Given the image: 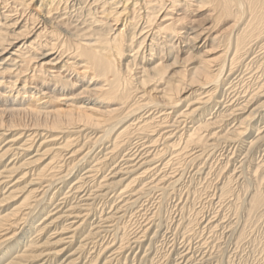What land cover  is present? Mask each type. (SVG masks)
Wrapping results in <instances>:
<instances>
[{
  "label": "bare ground",
  "instance_id": "6f19581e",
  "mask_svg": "<svg viewBox=\"0 0 264 264\" xmlns=\"http://www.w3.org/2000/svg\"><path fill=\"white\" fill-rule=\"evenodd\" d=\"M198 200L264 264V0H0V264H143Z\"/></svg>",
  "mask_w": 264,
  "mask_h": 264
},
{
  "label": "rangeland",
  "instance_id": "374dc122",
  "mask_svg": "<svg viewBox=\"0 0 264 264\" xmlns=\"http://www.w3.org/2000/svg\"><path fill=\"white\" fill-rule=\"evenodd\" d=\"M199 42V41H198ZM202 44H203V42H202ZM201 43L200 44H198V46H201L202 45ZM245 63H247V61L245 62ZM251 70V71H250ZM259 70V71H258ZM238 72L237 73H235L233 76H232V79L233 80H235L236 79V81H238L241 77L243 78H241L240 80H243V84H241V85H239V86H235V88L234 89H230V91L228 90L227 92H226V97H227V99L228 100H226L227 102H228V104H231L230 102H233L235 99H236V97L238 98V97H243V95H244V91H246L247 90V87L246 86H248L249 87V85H250V87L252 88V86H253V84H254V88H256V84L257 83H260V81L262 80L261 78V69L260 68H255L254 66H252L251 68H249V70H247L245 67H239V69L237 70ZM247 71V72H246ZM258 71V72H257ZM242 74V75H241ZM255 74V75H254ZM238 77V78H235V77ZM247 79H246V78ZM260 77V78H259ZM245 78V79H244ZM257 79H258V82H257ZM260 79V80H259ZM236 81H232V83H234V84H236ZM256 81V82H255ZM245 85V86H244ZM237 87V88H236ZM254 88H252V89H254ZM250 90V89H249ZM240 91V93L238 94V92ZM248 93V92H247ZM243 94V95H242ZM233 95V96H232ZM234 95H236V96H234ZM239 95V96H238ZM241 95V96H240ZM232 96V97H231ZM233 98V99H232ZM232 100V101H231ZM141 150V149H140ZM33 153H31L30 155H28V156H26V157H29V156H31ZM34 155V154H33ZM238 153H236V156L234 155L233 156V158L235 157V159L234 160H236V157H237V162H240V160H242L243 159V156L244 155H241L240 157H238ZM25 157V158H26ZM232 159V158H231ZM238 159H240V160H238ZM236 164V163H235ZM239 166V164H237L236 165V167H238ZM201 168V167H200ZM201 173H203V171L201 172ZM152 193H149V195H151ZM114 194H112L110 197H112ZM159 196V193L157 194V192L156 193H153L151 196H150V198H149V196L147 195V196H144V197H141V203H139V206L136 208V207H134L132 210H133V212H130L127 216L128 217H130V215H131V217H132V219L131 218H129L128 220H129V226H128V231H126V234L128 235V234H131V235H128V237H127V239H130L131 238V236H133V234H134V232H137V231H139V226L140 225H144V224H147L148 222H147V220H145L144 218H147V217H150L151 215L150 214H152L153 212H154V210H156V208L154 209V207H157L156 206V204L155 203H157L156 201H158L159 199H156L157 197ZM156 200H155V199ZM159 198H160V196H159ZM153 200V201H152ZM143 201V202H142ZM154 202V203H153ZM169 202V201H168ZM203 202V205L201 204ZM199 201L198 200V202H196L195 204H194V206L192 207V208H194V207H196L197 206V204H200V205H198L196 208H194V209H196L197 211H199V210H201V208L202 207H205L204 209H202L201 211H202V215L204 216L203 217V219L200 221V223H201V226L200 227H196L195 228V230H190V231H192V233H187V229H185V228H178L179 230H175L176 232H178V233H175V231L172 229L173 227L171 226V225H169V227L166 225V223H162V224H164V225H161L162 226V228H163V230H162V228L160 229V235H158L157 236V240H156V243L154 244V248L155 247H157L156 248V250L158 251H154V252H150V251H148L147 253H149V257L147 258V260H145L144 262H146V263H143V264H174V262H175V264H198L199 262H200V264L203 262V264H214L215 262H216V264L218 263V260H217V258L216 257H218V256H220L219 255V253H221L223 250V252L225 253L224 255H223V253H222V255H223V257L225 256V258H224V260H225V262L229 259V258H231V260H232V263L231 264H253L255 261H256V263H257V261H258V259L260 258L259 257V255H261L262 254V252L260 251V247H259V249H258V247H256V248H254L255 246H249L248 248L246 247L245 248V246H248V244L246 245V243L245 244H243V243H241L239 246H238V249H237V247L235 246V242H233V241H229V242H231V244L227 241V236H228V234L226 235V237L225 238H220V239H218V241L216 240V238H214V241H216V242H214L213 241V238H212V234H211V232L209 233V231H211L210 230V228H208V221H210V217L212 216L211 214L213 213V211H219V210H217V209H215V208H217V205H213V206H211V207H208L206 204H204L205 202L204 201ZM144 203V204H143ZM146 203V204H145ZM140 204L141 205H143V208L145 207V209L144 210H142V212H141V209H143V208H141L140 207ZM149 204H150V206H149ZM155 204V205H154ZM196 205V206H195ZM150 207V208H149ZM190 208V207H189ZM199 210H198V209ZM207 208V209H206ZM212 208V209H211ZM139 209V210H138ZM150 209V210H149ZM153 209V210H152ZM209 209V210H208ZM151 210H152V212H151ZM189 210L190 209H187L186 211H185V215H183L184 216V219L185 220H183V225L185 226L187 223L185 222L186 220H187V217H188V215H187V213L189 212ZM208 212H207V211ZM135 211H136V214H135ZM145 211V212H144ZM149 212V216H147V217H145V214H148V212ZM141 212V213H140ZM144 212V213H143ZM187 212V213H186ZM207 213V214H206ZM211 213V214H210ZM133 214H135V216L133 215ZM177 214V213H176ZM176 214H175V216H173V217H176ZM189 214V213H188ZM206 214V215H205ZM224 214V212H223V210H222V212H221V215H223ZM137 215V216H136ZM141 215H143L144 216V218L141 216ZM187 215V216H186ZM134 216V217H133ZM139 216V217H138ZM208 216V217H207ZM210 216V217H209ZM228 216V215H227ZM204 219H207V220H204ZM209 219V220H208ZM214 219H216V218H214ZM213 219V220H214ZM226 219H228V217L226 218ZM225 219V220H226ZM134 220V221H133ZM224 220V221H225ZM230 220H232V218H230ZM142 221H143V223H142ZM144 221H145V223H144ZM206 221V222H205ZM216 221V220H215ZM234 221V220H233ZM134 222V223H133ZM140 222V223H139ZM147 222V223H146ZM133 223V224H132ZM155 223V221L153 222V226L155 225L154 224ZM204 223H207V224H204ZM138 224H140V225H138ZM204 224V225H203ZM134 225V226H133ZM181 225H182V223H181ZM225 225H226V223H225ZM104 226H106L105 224H104ZM132 226V227H131ZM166 226V227H165ZM137 227H138V229H137ZM169 229H168V228ZM205 227H207V228H205V232H204V228ZM134 228V229H133ZM112 229V228H111ZM203 229V230H202ZM134 230H136V231H134ZM184 230H186V232L184 231ZM152 231H154V229L152 230ZM171 231V232H170ZM182 231H183V234H180V233H182ZM189 231V230H188ZM225 231V230H224ZM128 232V233H127ZM185 232V233H184ZM197 232V233H196ZM194 233V234H193ZM113 234V233H112ZM111 234V235H112ZM177 234V235H176ZM180 234V235H179ZM185 234V235H184ZM188 234V235H187ZM198 234V235H197ZM105 234L103 233V234H101V236L98 238L99 240H100V238H102V236H104ZM108 235V234H107ZM107 235H105V240L106 239H108V236ZM184 235V236H183ZM193 237H192V236ZM208 235V236H207ZM107 236V237H106ZM168 236V237H167ZM182 236V237H181ZM205 236V237H204ZM207 236V237H206ZM110 239L112 238V237H109ZM173 238H175V239H173ZM183 238V239H182ZM190 238V239H189ZM208 238H209V240H208ZM97 238L94 240V242L97 240V242L99 241ZM146 239V238H145ZM205 239V240H204ZM184 240V241H183ZM190 240V241H189ZM205 242H204V241ZM186 241V242H185ZM188 241V242H187ZM193 241V242H192ZM213 241V242H212ZM222 243H221V242ZM225 241V242H224ZM89 243H91V242H89ZM165 243V244H164ZM186 245H185V244ZM191 244V245H189V247L190 248H188V244ZM207 243V244H206ZM209 243V244H208ZM215 244V245H213V244ZM219 243V244H218ZM195 246H194V245ZM226 244H228V245H226ZM230 244V245H229ZM233 244V245H232ZM182 245V247H180ZM198 245H200L199 247L201 248H199V250H198ZM203 245H205V246H203ZM243 247H242V246ZM90 246V245H89ZM187 246V247H186ZM193 246V247H192ZM212 246H214V248L212 247ZM221 248H220V247ZM226 246V247H225ZM235 246V247H234ZM172 247H174V248H172ZM185 247V248H184ZM205 247V249H203ZM218 247V248H217ZM184 248V249H183ZM210 248V249H209ZM217 248V249H216ZM227 248V249H226ZM242 248V249H241ZM252 250H251V249ZM163 249V250H162ZM219 249H220V251H219ZM189 250V251H188ZM194 250V251H193ZM210 250V251H209ZM214 250V251H213ZM216 250H217V252H219V253H217L216 254ZM235 250H238L239 252H236ZM241 250V251H240ZM244 250V251H243ZM250 250V251H249ZM254 250V251H253ZM162 251H163V253H162ZM172 251V252H171ZM179 253H178V252ZM188 251V252H187ZM191 251V252H190ZM207 251H209V252H207ZM257 251V252H256ZM213 252V253H212ZM241 252H243V254L241 253ZM247 252H248V254H247ZM207 253H208V255L210 256V257H208V255H207ZM232 253H234V254H232ZM236 253V254H235ZM251 253L252 254H254V257H253V255H251ZM256 253V254H255ZM257 253H259V255H257ZM261 253V254H260ZM68 254V253H67ZM67 254H65V255H67ZM143 253H141V257L143 256L142 255ZM172 256H171V255ZM183 254V255H182ZM185 254V255H184ZM188 254V255H187ZM211 254V255H210ZM214 256H216V257H214V258H211V257H213V255ZM216 254V255H215ZM227 254V255H226ZM231 254V255H230ZM240 254H242V255H244L243 256V259H241L242 258V255H241V257H239L240 256ZM250 254V255H249ZM164 255V256H163ZM218 255V256H217ZM229 255V256H228ZM233 255V256H232ZM236 255V256H235ZM238 255V256H237ZM257 255V256H256ZM166 256V257H165ZM181 256V257H180ZM189 258H187V257ZM232 256V257H231ZM235 256V257H234ZM208 257V258H207ZM226 257H227V260H226ZM229 257V258H228ZM245 257V258H244ZM247 257V258H246ZM249 257V258H248ZM252 257V258H251ZM255 257H258V258H256V260L254 259ZM261 257H262V255H261ZM153 258V259H152ZM156 260H155V259ZM160 258V259H159ZM168 258H169V260H168ZM174 258H176V259H174ZM193 258V259H192ZM232 258H234V259H232ZM239 258V259H238ZM196 259V260H195ZM211 259V260H210ZM215 259V260H214ZM246 259V260H245ZM250 259V260H249ZM252 259H254V260H252ZM150 260V261H149ZM155 260V261H154ZM171 260H172V262H171ZM174 260V261H173ZM177 260V261H176ZM189 260V261H188ZM191 260V261H190ZM193 260H195V261H193ZM209 260V261H208ZM241 260H243L242 261V263H241ZM162 261V262H161ZM168 263H167V262ZM188 261V262H187ZM202 261V262H201ZM214 261V262H213ZM234 261V262H233ZM237 261H238V263H237ZM246 261V262H245ZM251 261H253V262H251ZM170 262V263H169ZM180 262V263H179ZM251 262V263H250ZM256 263H254V264H256Z\"/></svg>",
  "mask_w": 264,
  "mask_h": 264
}]
</instances>
